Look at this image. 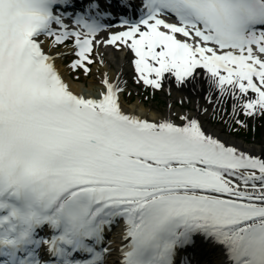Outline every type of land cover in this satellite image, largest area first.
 I'll list each match as a JSON object with an SVG mask.
<instances>
[{
  "label": "snow or ice",
  "instance_id": "snow-or-ice-1",
  "mask_svg": "<svg viewBox=\"0 0 264 264\" xmlns=\"http://www.w3.org/2000/svg\"><path fill=\"white\" fill-rule=\"evenodd\" d=\"M0 264H264V0H0Z\"/></svg>",
  "mask_w": 264,
  "mask_h": 264
},
{
  "label": "rangeland",
  "instance_id": "rangeland-1",
  "mask_svg": "<svg viewBox=\"0 0 264 264\" xmlns=\"http://www.w3.org/2000/svg\"><path fill=\"white\" fill-rule=\"evenodd\" d=\"M99 71V70H98ZM97 73V72H96ZM95 73V77L96 74ZM80 82H84L83 81V77H81ZM79 82V83H80ZM130 84H129V91L132 94V97L134 100L139 99V97H142V100L146 103V104H153L156 105L157 108L162 109L164 106V98L160 96L159 93H157L153 98L151 96V94H149V91H145L143 88L139 87L134 80H130ZM258 129L256 134V139H258L260 137V131H261V125L258 123L257 125ZM250 139V138H249Z\"/></svg>",
  "mask_w": 264,
  "mask_h": 264
},
{
  "label": "bare ground",
  "instance_id": "bare-ground-1",
  "mask_svg": "<svg viewBox=\"0 0 264 264\" xmlns=\"http://www.w3.org/2000/svg\"><path fill=\"white\" fill-rule=\"evenodd\" d=\"M107 58L109 60H113V57H112V54H111V50H108ZM94 67L99 69V71H96L97 73L95 72L97 74L96 75V79L98 80V78L100 79V73L103 72V71H105V67H104V65H96ZM125 78H126V80L129 79V77L127 75L124 77V79ZM83 83L84 82H81V83H79V82L73 83V87L76 88L77 90H80V88L83 85ZM126 105H127L128 110L135 111V112H141L142 113L149 104H146L141 99H136V100L132 101V103L130 105H128V104H126ZM150 105H151V107H152L153 110L158 109V108H156L155 105H153V104H150ZM149 115L151 116L152 113L150 112ZM248 142L249 141H245V143H248Z\"/></svg>",
  "mask_w": 264,
  "mask_h": 264
}]
</instances>
